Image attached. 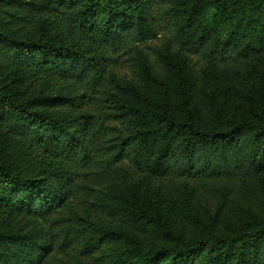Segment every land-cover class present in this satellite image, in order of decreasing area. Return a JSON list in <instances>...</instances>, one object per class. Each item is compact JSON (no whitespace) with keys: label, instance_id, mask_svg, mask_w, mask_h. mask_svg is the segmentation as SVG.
I'll use <instances>...</instances> for the list:
<instances>
[{"label":"trees","instance_id":"trees-1","mask_svg":"<svg viewBox=\"0 0 264 264\" xmlns=\"http://www.w3.org/2000/svg\"><path fill=\"white\" fill-rule=\"evenodd\" d=\"M61 257L264 264V0H0V264Z\"/></svg>","mask_w":264,"mask_h":264},{"label":"rangeland","instance_id":"rangeland-1","mask_svg":"<svg viewBox=\"0 0 264 264\" xmlns=\"http://www.w3.org/2000/svg\"><path fill=\"white\" fill-rule=\"evenodd\" d=\"M153 43H159L158 42V40H153ZM128 63H124V65H123V69H122V72H124L125 74H127L128 76H130V69H129V66L127 65ZM88 185H87V188L88 189H86V191L87 192H89V191H91V192H93L94 191V195L96 194V193H99V189H100V187H98V185H95V184H93V183H87ZM95 188V189H94ZM82 198L84 199V200H86V194H84V195H82ZM88 199H89V202H91V201H94V198L92 197H87ZM88 205V208L90 209V210H92V209H94V205L93 204H87ZM63 257H61V259H62ZM62 261L63 262H65V263H67V264H72V263H70V262H68L65 258H63L62 259ZM90 263V262H89ZM92 264V263H91Z\"/></svg>","mask_w":264,"mask_h":264}]
</instances>
